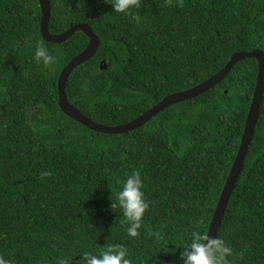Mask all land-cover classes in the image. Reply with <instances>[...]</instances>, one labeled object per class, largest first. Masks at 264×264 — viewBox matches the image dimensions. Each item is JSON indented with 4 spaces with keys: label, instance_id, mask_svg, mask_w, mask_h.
<instances>
[{
    "label": "trees",
    "instance_id": "obj_1",
    "mask_svg": "<svg viewBox=\"0 0 264 264\" xmlns=\"http://www.w3.org/2000/svg\"><path fill=\"white\" fill-rule=\"evenodd\" d=\"M50 6L51 34L85 24L98 37L96 54L71 73L66 94L104 126L127 124L205 82L236 53H264V0H138L127 13L113 12L106 0ZM40 24L39 0H0V256L13 264L61 257L82 264L84 251L124 245L133 264H182L193 231L208 234L237 156L257 60L238 62L210 90L137 129L103 134L58 103L59 76L89 38L76 31L50 43ZM38 40L55 57L48 66L34 59ZM134 170L149 209L131 237L110 204ZM217 235L234 250L232 264H264V95Z\"/></svg>",
    "mask_w": 264,
    "mask_h": 264
},
{
    "label": "water",
    "instance_id": "obj_2",
    "mask_svg": "<svg viewBox=\"0 0 264 264\" xmlns=\"http://www.w3.org/2000/svg\"><path fill=\"white\" fill-rule=\"evenodd\" d=\"M40 8H41V24L40 30L44 40L50 43H62L67 41L76 31H82L88 38L89 42L87 47L74 59H72L67 66L62 70L59 80H58V103L63 111L68 117L73 119L74 121L83 124L85 127L99 132L103 134H123L138 127L144 125L148 122L151 118H153L158 113L165 110L167 107L182 102L184 100L191 99L193 97H197L206 91L210 90L215 85L219 84L221 81L225 79V77L229 74L232 68L238 62H241L247 58L249 59H256L258 62V76H257V83L256 88L254 91V95L251 101V105L249 108L248 116L245 122L243 136L240 142L239 150L237 152V156L233 162L232 168L228 175V178L225 182L224 188L221 192L216 210L213 214L208 234L211 236H216L218 229L222 223L227 205L229 203V199L232 195V192L235 188L236 182L243 167V161L245 156L248 152L249 146L252 142L255 128L257 121L260 115V107L264 95V53L258 50H255L250 53H236L232 55L230 61L227 65L217 74L213 75L211 78L206 80L205 82L182 92L174 93L172 95L166 96L161 102L153 106L151 109L137 117L135 120L127 123L122 124L119 126H104L98 124L79 112L75 109L68 101L67 94H66V84L69 79L71 73L75 70L76 67L79 65L84 64L86 61L91 59L97 52L99 48V40L98 37L93 33L91 28L85 24H77L66 32L54 35L49 32V22L51 17V6L50 0H39ZM104 65V61L101 64ZM104 67V66H103ZM207 234V235H208Z\"/></svg>",
    "mask_w": 264,
    "mask_h": 264
},
{
    "label": "clouds",
    "instance_id": "obj_3",
    "mask_svg": "<svg viewBox=\"0 0 264 264\" xmlns=\"http://www.w3.org/2000/svg\"><path fill=\"white\" fill-rule=\"evenodd\" d=\"M116 13H127L137 6L138 0H106ZM138 19V18H137ZM34 59L44 66L50 65L55 57L42 40L35 44ZM44 172L42 175H49ZM121 186L115 193V200L111 199L110 208L115 211L118 207L128 222L127 233L136 237L142 227L143 217L149 209V201L143 190L144 181L140 171L127 174ZM112 195V192H111ZM158 236V234H157ZM234 250L219 236L202 235L193 231L191 240L180 253L182 264H232ZM82 264H133L129 250L124 245H108L98 252L84 251L81 255ZM0 264H13V261L0 256ZM57 264H70L64 257L58 259Z\"/></svg>",
    "mask_w": 264,
    "mask_h": 264
}]
</instances>
